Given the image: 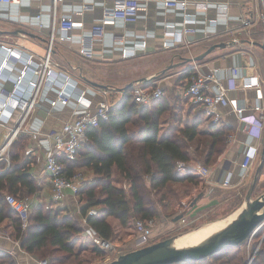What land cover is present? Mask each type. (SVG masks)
I'll list each match as a JSON object with an SVG mask.
<instances>
[{"label": "crops", "instance_id": "1", "mask_svg": "<svg viewBox=\"0 0 264 264\" xmlns=\"http://www.w3.org/2000/svg\"><path fill=\"white\" fill-rule=\"evenodd\" d=\"M198 1H206L207 8L198 12L196 22L193 25L195 32L186 35L189 43H177L173 47L165 48L162 46L164 25L169 23L174 24L176 30L180 28L182 11L179 6L166 7L162 0H139L140 9L134 23L115 21L107 24L103 35L98 37L91 34V28L93 24L100 22L106 11L113 7V0H57L56 16L81 20L83 26L74 27L71 38L64 41L57 38L59 31L56 30L51 65L55 71L69 75V81L84 91V96L91 100L92 106L103 97V91H106L105 97L112 107L125 96L127 89L123 88L140 79H143L141 83L161 86L165 92L171 95L172 102H175L173 95H178L177 107L179 115L182 116L181 121L178 124L176 114L169 115L160 123V135L167 133L174 125L181 127L186 116L190 112L193 113V109H188L190 101L184 94L187 82L186 80L178 81V76L185 69L190 68L192 62L187 61V58L202 53L215 43L224 42L226 46L215 48L203 59L197 61L201 69L237 66L239 70L233 83L240 87L243 83L258 80L264 95V64L261 62L260 55L261 53L264 58L263 50L247 41H262L261 36L257 33L261 21L259 19V0H229L227 17H219L213 24L209 23L208 20L216 17V3L223 0ZM82 2H86L88 8L82 15H79L76 12L80 9ZM52 4V0H21L19 4L0 2V63L8 56L5 47H11L15 51V58L12 56L14 59L11 60L14 66L4 67L1 74L0 100L12 90V76L18 72L24 63L22 57L32 54L36 63L40 62L44 56L53 16ZM189 9H193L191 4ZM38 13L42 14V27L38 26L36 16ZM243 17L251 20L252 25L250 27L242 25L241 18ZM82 37L83 47L92 50L93 55L90 58L80 52ZM168 38H172V36ZM142 40L146 41L145 48L134 49V44ZM123 48L134 49V52L123 57ZM170 65L173 66L168 68ZM165 68L168 69L158 78L151 77ZM77 91L73 90V93ZM55 94V89L44 88L41 90L34 109L25 123L21 125L12 143H18L20 157L25 160V166L37 186L33 195L23 196V198L27 199L31 206L55 208L59 210L60 214L72 215L83 227L82 234L73 241L72 246L75 250L77 244L78 247H81V236L87 238L84 235V224L81 220L83 218L80 212L82 202L79 197H75L68 190L65 191V196L60 202L55 204L51 199V185L44 170L45 156L50 144L42 139L51 133L60 131L65 122L71 121L75 114L82 111L83 105L71 97L67 101H57L52 106L49 99H53ZM236 96L245 100L246 105L250 107L253 103L254 91L238 88ZM249 112L252 113V110ZM18 118L19 112L13 110L9 121L0 125V142L8 136V131L17 123ZM222 123L231 126L236 137L234 141L226 142L225 149L213 163L198 162V164L208 167L206 177L200 178L194 168L195 162H191L190 171L198 176V182L193 184L185 180L173 183L175 186L182 182L191 184V194L189 192L184 197L187 199L191 196L186 205L188 210L198 213L221 204L224 198L219 199V194L224 193L226 189L238 187L243 182L240 178L242 156L252 152L258 146L255 135L249 134L242 122L237 123L232 114H225ZM198 131L206 132L205 134L208 135L214 129L205 119L198 127ZM11 148L10 146L9 153ZM3 166L4 163H0V167ZM76 169L82 171L86 181L91 180L94 176L88 168ZM227 175L230 176V185L224 186L221 181ZM6 194L4 192V195ZM181 201L185 200L182 199ZM107 221L111 223L114 230L130 227L121 226L119 221L111 216L107 218ZM10 222L8 218L0 222V249L13 254L17 264H39L36 255L20 247L12 234ZM153 230L154 228L150 233Z\"/></svg>", "mask_w": 264, "mask_h": 264}, {"label": "trees", "instance_id": "2", "mask_svg": "<svg viewBox=\"0 0 264 264\" xmlns=\"http://www.w3.org/2000/svg\"><path fill=\"white\" fill-rule=\"evenodd\" d=\"M257 33L262 41H254L264 45L262 21ZM190 71V68L185 69L178 76V81L186 80ZM131 91L132 87L128 88L123 99L110 108L107 120L87 131L88 140L78 148L75 158L63 159L67 175L76 168L92 171L93 178L85 180L78 191L82 202L80 212L84 216L90 208L96 210V214L86 216L87 223L106 239H112L115 235L108 217L116 218L124 227L133 225L139 219L153 218L159 214L158 204L165 200V193L157 199L153 198L159 191L175 182L186 180L197 183L198 176L192 174L190 168L185 173H179L176 163L183 161L190 165L193 158H203L205 164L213 163L225 149L226 135L233 132L231 126L225 123L218 128L211 125L214 131L208 135L198 131L205 120L199 108L186 116L181 127L174 125L167 133L160 135V123L169 115L176 114L178 124L181 121L178 95H173L175 102H172L171 95L166 92L151 105L140 106L134 102ZM203 135L205 138L201 137ZM190 146L193 151H190ZM11 147V164L0 172V222L5 218L10 219L12 234L20 247L37 257H48L49 264H81L72 244L82 234L83 227L74 216L60 214L55 208L31 206L27 224L23 228L19 216L6 203L4 192L23 197L33 195L37 190L25 160L20 157L18 143L13 142ZM115 174L127 181V189L116 183ZM152 233L149 234L150 240ZM254 238H259L260 246L250 263L264 264V227L251 240ZM244 245L246 242L200 261L175 264H234L232 251L240 252ZM94 250L103 253L97 246ZM0 264L17 263L13 254L0 249Z\"/></svg>", "mask_w": 264, "mask_h": 264}, {"label": "built area", "instance_id": "3", "mask_svg": "<svg viewBox=\"0 0 264 264\" xmlns=\"http://www.w3.org/2000/svg\"><path fill=\"white\" fill-rule=\"evenodd\" d=\"M0 2L19 4L21 0H0ZM162 2L166 7L179 6L182 11L181 26L178 30H176L174 24L167 23L164 25L162 46L168 48L175 46L177 43L188 44L189 41L186 35L195 32L193 25L196 22L197 14L199 11L206 10L207 2L198 0H162ZM259 2V19L264 23V0H259ZM52 3L53 16L44 56L40 62L36 63L32 54L22 57L24 63L18 72L12 76V90L7 92L5 98L0 100V125L9 121L13 110L19 112L17 123L10 128L8 136L4 141L0 142V163H4V166L0 167V172L9 167V150L12 140L34 109L41 90L44 88L56 90L55 97L49 99L52 106L57 101H67L72 97L77 103L83 105L82 111L75 114V117L71 121L65 122L60 131L51 133L42 139L50 144L44 162V170L49 177L51 185L50 196L53 201L60 202L64 198L66 190L70 191L75 197H78V191L86 180L77 171L67 175L63 159L71 160L75 158L78 148L88 140L87 131L90 128L99 127L101 121L109 118L111 106L105 97L106 91H103V97L92 106L91 100L84 96V91L69 81V75L64 72L55 71L51 65L50 61L56 40V30L59 31L57 38L60 41H64L71 38V32L74 27L83 26L81 20H75L72 17H57V0H52ZM229 3V0L216 3V17L209 18L208 22L213 24L216 23L217 18L227 17ZM190 4L193 6V9H189ZM87 8L88 4L82 2L80 9L76 13L82 15ZM139 9V0H113V7L103 14L100 22L93 24L91 34L98 37L102 36L105 26L115 21L134 23L137 19ZM36 16L38 26L42 27V14L38 13ZM241 23L244 27H250L252 25L251 20L247 17L241 18ZM170 34H172V38H168L171 37ZM82 43L83 37L80 40V52L90 58L93 55L92 50L83 47ZM145 46L146 41L142 40L134 44V49H143ZM5 49L8 52V56L0 63V79L4 67L8 65L14 66L11 60L15 58V51L11 47H5ZM134 49L128 50L123 48L122 56H129L134 52ZM191 62V71L186 79L187 85L184 94L192 104L197 105L202 110L207 123L210 126L213 125L214 128H218L222 124L225 114L230 113L234 116V120L237 123L242 122L246 131L249 134L255 135L258 141V146L252 152L245 153L242 156L240 162V178L245 180L249 176L252 165L260 153L264 141V95L260 82L258 80L246 82L238 87L233 83L239 70L237 66L212 67L208 70H202L197 61ZM131 87L132 98L140 106H149L165 94V90L159 85H147L139 82L134 83ZM238 88L244 90L252 89L254 91L253 103L250 107L246 105L245 100L239 99L236 96ZM73 90L78 91L73 93ZM249 110H252V113ZM235 137L236 133L232 132L226 135L225 140L229 143L234 141ZM189 168L191 166L183 161L176 163V169L179 173H185ZM194 168L200 178H205L208 174V167L205 165L197 163ZM221 184L224 186L230 185V176L227 175L221 181ZM4 199L10 208L19 216L21 225L24 228L28 221L31 203L27 199L11 193H7ZM93 214H96V210L90 208L87 214L81 219L84 224V235L92 240L102 251H113L116 249L113 241L100 236L96 229L87 223L86 216ZM181 218L184 219L183 217ZM154 224V218L135 221V234L130 242L131 250L150 243L149 233L154 228ZM38 263L49 264L46 259L39 260Z\"/></svg>", "mask_w": 264, "mask_h": 264}, {"label": "rangeland", "instance_id": "4", "mask_svg": "<svg viewBox=\"0 0 264 264\" xmlns=\"http://www.w3.org/2000/svg\"><path fill=\"white\" fill-rule=\"evenodd\" d=\"M260 55H261V62L262 64H264V58L262 57L261 53ZM164 72L165 71L163 72L161 71L155 73L154 75L159 77V75L161 76V74ZM193 105L194 104L189 102L188 109L189 110L193 109L194 111L192 110V112L198 111L199 107ZM201 137H204V135ZM189 149L190 151H193L192 146H190ZM259 156L260 155L258 154L256 160L252 165L249 176L246 177L245 180H242L243 182L241 183L240 186L226 189L224 193L222 192L221 194H219V199L224 198V201H222L221 204H219L217 207L208 208L198 213L193 210H188L186 208V205L188 204L187 202L191 199V196L187 199L184 197L185 195L189 194V192L191 194V190H190L191 184L189 182H188L189 184L186 182H182L176 186L172 183L168 185L167 188H164L161 191H159L156 195L153 196V198L157 199L160 196V194L165 193V200L162 201L161 204H158L159 214L153 216V218L155 219V224H154V230L152 233L151 240L149 239V241L157 242L167 237H171L173 235L181 234L188 230L194 229L206 222L226 218L230 214L236 212L244 202L245 195L251 184L256 167L259 164V160H260ZM201 161H203V158H195V159L193 158L191 162L192 163L195 162L194 164L195 166L198 162ZM75 171L80 172L84 177L82 171L77 169ZM114 180L118 185L123 186L125 189L128 188L127 181L122 179L117 174L114 175ZM262 193H264V165L261 174L259 176V179L256 182L255 187L252 191L251 196L254 198ZM182 199H184L185 201H181ZM54 203L56 204L58 202L54 201ZM183 210H185L184 212L185 217L182 216L184 217V219L180 218L178 220H174V218L178 214H180ZM134 232L135 231L133 225L124 229L116 228L114 232L115 235L111 239L116 249H114L111 252L103 251V253L94 250L93 246L95 244L91 242L89 239L81 236V242H82L81 247H78L77 244L75 246L74 251L77 252L78 259L82 261L81 264H99L105 261H109L111 258L117 256L118 253H124L126 251L131 250L129 242L131 238H133ZM250 241L251 242H249V244L246 243V245H244V247L241 249L240 252L232 251L231 253L233 254L232 262L234 264L236 262H238V264H244V262L248 264L249 259H251V257L253 259L254 254L256 253L258 247L260 246V240L259 238L258 239L254 238L253 240ZM37 258L39 260L46 259L49 262L48 257L38 256ZM214 263L217 264V262ZM64 264H67V262H65ZM69 264H75V263H69Z\"/></svg>", "mask_w": 264, "mask_h": 264}, {"label": "water", "instance_id": "5", "mask_svg": "<svg viewBox=\"0 0 264 264\" xmlns=\"http://www.w3.org/2000/svg\"><path fill=\"white\" fill-rule=\"evenodd\" d=\"M253 45L259 46L263 50L264 45L256 41H249ZM226 43L219 42L209 46L202 53L187 58V61H199L211 53L215 48H224ZM173 65L168 66V68ZM165 68L163 71L167 70ZM152 78L156 75L151 76ZM143 79L129 83L125 88H130L134 83H139ZM100 85V84H96ZM104 87V86H102ZM259 164L256 167L251 184L247 190L242 206L237 210L236 216L227 224L209 236L202 243L188 247H177L173 244L175 238L181 234L173 235L157 242H151L140 248L132 249L118 254L109 261L99 264H175L183 262H196L211 257L221 250L240 245L244 242L249 243L252 236L264 227V193L252 197V191L259 179L264 165V141L260 151ZM193 203V202H192ZM184 214H178L174 220L180 219ZM254 254V253H253ZM249 259L248 264L251 262Z\"/></svg>", "mask_w": 264, "mask_h": 264}, {"label": "bare ground", "instance_id": "6", "mask_svg": "<svg viewBox=\"0 0 264 264\" xmlns=\"http://www.w3.org/2000/svg\"><path fill=\"white\" fill-rule=\"evenodd\" d=\"M238 211L230 214L226 218L206 222L194 229L188 230L177 236L173 244L177 247H188L202 243L209 236L223 228L227 222L232 220Z\"/></svg>", "mask_w": 264, "mask_h": 264}]
</instances>
